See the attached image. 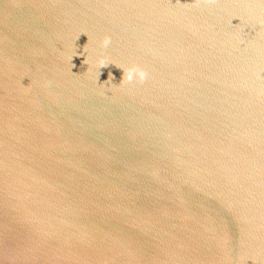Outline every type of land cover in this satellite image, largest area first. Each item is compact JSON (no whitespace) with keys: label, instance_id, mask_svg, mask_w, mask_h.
Segmentation results:
<instances>
[{"label":"water","instance_id":"95a60500","mask_svg":"<svg viewBox=\"0 0 264 264\" xmlns=\"http://www.w3.org/2000/svg\"><path fill=\"white\" fill-rule=\"evenodd\" d=\"M0 264H264V0H0Z\"/></svg>","mask_w":264,"mask_h":264},{"label":"clouds","instance_id":"9594fccd","mask_svg":"<svg viewBox=\"0 0 264 264\" xmlns=\"http://www.w3.org/2000/svg\"><path fill=\"white\" fill-rule=\"evenodd\" d=\"M206 2L214 3L215 0H206ZM78 38H79V36L76 39H78ZM99 43H100V47L102 49H107L109 47V45L111 44V37L109 35H104ZM86 45H85V47H86ZM85 63H86V60H85ZM110 64L115 65L114 62H110L107 59V57H105V56H101L97 61L98 69L108 67ZM116 66L120 67L118 65H116ZM99 75H100V73L98 74V77H99ZM98 77H97V79H98ZM113 79H114L113 75L111 73H109L108 81H106V82L110 84ZM147 79H148L147 69H145L139 65L133 64L130 67H127V71L122 78L121 84H131V83H133V81H135L136 83H139V84H143Z\"/></svg>","mask_w":264,"mask_h":264}]
</instances>
